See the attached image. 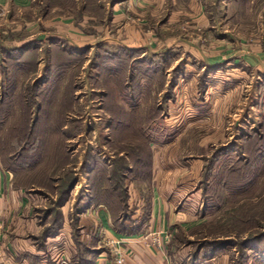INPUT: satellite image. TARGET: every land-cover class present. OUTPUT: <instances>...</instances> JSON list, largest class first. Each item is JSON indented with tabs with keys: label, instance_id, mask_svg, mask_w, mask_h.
I'll list each match as a JSON object with an SVG mask.
<instances>
[{
	"label": "rangeland",
	"instance_id": "374dc122",
	"mask_svg": "<svg viewBox=\"0 0 264 264\" xmlns=\"http://www.w3.org/2000/svg\"><path fill=\"white\" fill-rule=\"evenodd\" d=\"M118 1L126 6L122 10L127 17L113 23L111 8ZM127 1L130 0H34L27 11L0 15V69L2 75L5 73L2 78L7 96L4 126L8 156L19 139L20 128L37 131L35 140L28 134L24 136V131L21 137L31 141H22L21 152L27 158L22 156V160H27L32 171L27 175L30 178H25L34 208L32 217L37 218L40 228L37 244L48 252L46 243L61 236L67 226L72 229L75 242L71 264L91 260L94 246H100L97 252L110 250L108 238L100 228L92 232L96 226L91 224L83 229L81 223L82 212L93 201L96 181L102 175L103 186H120L118 195L122 198L114 208L117 215L132 219L139 211L147 226L155 185L182 193L179 209L187 208L191 213L186 227L170 230L168 246L182 248L183 261L208 264L215 259L218 264H264V73L244 67L239 71L213 72L212 78L211 70L198 61L191 71L181 70L185 67L179 64L168 75L166 70L174 56L172 60L167 56L164 62L163 56L150 54L140 59L144 60L139 64L142 71L111 75L106 70L111 68V52L86 46H95L101 34L126 30L150 34L154 51L168 46L172 50L179 35L189 42V35L185 36L190 28L186 12L197 9V30L202 33L197 45L206 48L215 38L209 39L204 32L221 22L222 10L217 6L221 0H196L198 7L194 9L178 4L180 0H147L145 6L133 12ZM249 3L242 19L252 20L255 26L242 25L241 30L247 34L246 42L256 40L263 44L264 34L254 33L263 27L264 1ZM51 17L73 19L79 26V31L75 29L80 33L78 40L86 46L78 52L74 64L78 82L74 88L79 97L71 104L57 103L68 99L57 93L50 98L48 89L41 87L49 67L48 49L37 51L39 62L34 58L32 68L24 53L34 44L15 49L33 33L31 28H54L45 23ZM30 21H36L33 27H29ZM20 58L22 61H18ZM37 65L41 66L39 71ZM124 81H133L137 90L133 101L127 89L126 95H118L120 101L128 97L127 110L116 97L113 103L105 98L117 91V83ZM63 112L65 118L52 119ZM133 112L139 115L134 116ZM53 122L59 124L55 127L60 128L64 139L56 143L53 159L45 162L36 154L46 150V145L51 149L54 142L49 145L39 130L42 126L50 130ZM37 165L41 166L34 168ZM159 173L163 177L157 184L153 178ZM102 193L108 195L109 189H102ZM66 234L58 243L55 241L59 254L69 250L64 244L70 239ZM83 234L87 237L83 238Z\"/></svg>",
	"mask_w": 264,
	"mask_h": 264
},
{
	"label": "crops",
	"instance_id": "0c3cea01",
	"mask_svg": "<svg viewBox=\"0 0 264 264\" xmlns=\"http://www.w3.org/2000/svg\"><path fill=\"white\" fill-rule=\"evenodd\" d=\"M146 1L147 0H140L137 3L136 0H130L126 3L131 6L133 12L137 8L145 6L148 2ZM263 1L264 0H262V2ZM0 3L4 8L5 14L7 12L10 14L11 12H24L31 9L34 0H0ZM121 4L122 2L118 1L112 5V17L110 20L113 23L122 22L125 20V17H127V14L122 10V8L126 6H122ZM178 4L188 5L190 9L198 7L196 0H189L188 2H182L180 0ZM250 5L249 0H221L217 5L222 10L221 22L211 25L204 32V34H209V39L211 37L212 39L215 38L213 41L211 40V42H209V47L205 46L206 48H199L197 45L198 36L202 34L197 30V23L199 22V13L197 9L186 12L189 15L187 20L190 22V28L189 32L184 34H186L185 36L189 35V42L182 40L181 35H179L177 42L173 45V51L170 49L171 46L154 51V49L150 47V34H140V32H133L132 30H126L127 32L120 34H101L99 39H95V46H86L87 48L89 47V49H94L96 47L97 49H103L105 53L108 51L111 52L113 55L109 64L111 68H106V70H110L113 76H118L124 71L131 73L135 69L139 70V64L144 61H140V59L146 58L150 56V54L157 55L159 58L163 56L162 59L164 62H166L167 56H170V60H172L171 57L174 56L175 59H173L171 66L166 70L168 75H170L169 71L177 68L179 64L181 67H185V69L181 68V70L191 71L192 66L198 64V61L204 63L203 68L211 70L212 73L210 74L212 78L214 76L213 74L217 72L223 70L239 71L244 67H250L264 73V43H257L256 40L253 43L246 42L247 34H243L241 30L242 25L245 26L247 24L246 26L249 27L250 24H253L252 20L248 22L245 21L246 19H242L246 14V8H249ZM208 14L210 15V17L208 16L210 18L209 22H211V14L209 12ZM215 15L217 17L219 14L216 13ZM216 17L212 19V22H214ZM60 19L61 18L55 17L45 19V23L48 27L50 25L54 27L51 28V30L49 28L38 30L37 26L31 28V33H33L28 34V36L22 39L23 41L17 44L15 49L23 50L27 44H34L28 52L24 53V59L29 58L28 65L30 68H32V64L30 63H34V58L37 63L39 62V58L36 57L37 51L43 50L44 48L48 49L49 67L46 68V64V78L41 87H46L48 89L50 98L56 96L55 93H57L58 96L68 99H63L65 101H57V103L66 101L73 102L75 100L77 102L79 94L75 89L78 85V82H75L76 68H74L75 63L70 65L71 60H69V54L71 51L78 54V52L83 50L86 46L83 42L78 40V37L80 38V33L75 31V29L79 31V26L76 22L73 19ZM34 23H36V21H30L29 27H33ZM261 24L263 27H260V32L258 33L255 29L254 34H264V21H261ZM253 25L255 26V23ZM125 27L126 29L128 28L127 26ZM71 28L73 30H71ZM45 31L46 34H43ZM250 33L252 34V31H250ZM92 36L95 37L96 34ZM99 44L102 46H99ZM134 54L140 57H132ZM123 55L131 57L132 62H130L128 66L125 65L122 57ZM186 55H188L187 58L184 57ZM18 61H22L21 58ZM133 61H136V64H134ZM104 65L101 67V70L105 68ZM39 67L41 68L40 65H37V71H39ZM143 69L144 68H140L139 71ZM30 71L33 70L30 69ZM43 73L44 72L41 73L42 76L44 75ZM4 74L2 75L0 69L1 98L5 95L4 87L6 84L3 80L4 78H2V76H5ZM233 74L239 77V74ZM116 89L117 91L115 93L111 91L105 98L109 97L110 101L113 102V99L116 97V101L121 102L120 104L122 106L124 105L123 107L126 106L125 104L129 102V99L128 97L127 99L123 97L124 100L120 101L118 95H126L129 91V98L133 101L134 93L137 92V90L135 91L133 81H124L120 84L117 83ZM125 89L128 91L126 92ZM96 92L104 94L103 92ZM125 109L127 110L126 107ZM1 133L2 131L0 135ZM3 141H5V139H3ZM2 150L3 144L0 139V264H71L70 253L75 251V242L71 236L72 229L70 227L67 229L66 226V229H64L65 232L63 230L61 236L51 238V240H49L50 243H46V245H48V252L39 247L36 242V236L40 228H38L37 218L32 217L34 208L31 205L32 201L29 196L30 194L28 193L26 185L23 184L21 175L7 167L1 153ZM162 177L160 173L155 175L153 182L160 184L162 182ZM181 196L182 193L179 191L168 190L164 185H155L151 196L152 203L147 215L149 220L148 226L141 219L143 215L141 212L138 211L132 219H128L122 215H117V213L105 203H97L95 198H93V201L86 206V210L84 209L85 211L82 212V227L85 229L84 226L86 227L93 224L96 228H92V232L98 227L104 232L106 237L123 238L125 240L124 264H194L188 260L183 261L184 258L181 256L182 248L169 245L166 250L161 251L154 244L153 240L154 232L161 233V237L164 238V233L170 232L172 228L178 229L187 226L189 219L188 215L191 212L187 210V208L179 209V200H181ZM145 225L147 229H145ZM131 230L134 232H128ZM64 233H67L66 235L70 238L69 241L66 240L64 243L65 247L69 250L59 254L57 253L59 245L56 244V242L58 243V241L63 238V235H65ZM82 237H87V235L83 234ZM99 247L94 246L93 248L94 253L91 258L92 264H118L111 250L108 252H97L96 250L99 249ZM208 264H218V262L212 259V262ZM226 264H228V261H226Z\"/></svg>",
	"mask_w": 264,
	"mask_h": 264
},
{
	"label": "trees",
	"instance_id": "16d2710c",
	"mask_svg": "<svg viewBox=\"0 0 264 264\" xmlns=\"http://www.w3.org/2000/svg\"><path fill=\"white\" fill-rule=\"evenodd\" d=\"M69 57H70L69 60H71L70 65H72L73 63H75L76 61H78L77 54L76 53H73L72 51L69 54ZM132 57H134V55ZM129 60H130V62H132L131 57H129L128 60H124L125 65L128 66L130 64ZM6 97L7 96L5 95V97H3V98L0 99V132L2 131V133L0 135V139L2 140V144H3V150H2L1 153L3 155V158L5 159V163H6L7 167L10 168V169H12V170H14V171H16L18 174H20L21 177H22V179H23V184L24 185H27L28 184L27 178L29 177L27 175H31L32 171H31V166H28L29 163L26 164L27 163V160H26L27 158L24 157L23 153L21 152V150H22V147L21 146H22V141L24 143H26L27 139H30V138L31 139L33 138V140H35L36 139L37 131H35L36 129L34 131H32L33 128H29V127H25V126L24 127L27 128V131L26 130H23V128L22 129L20 128L18 130V134H17L18 135L17 138H19V139L16 140L17 143L16 144H13L14 146L12 147L11 150H9L11 154H9L10 157L8 156V153H7V150H6V145H7V142H8L7 141L8 139H6V131L7 130H6L5 126H4L5 125V119H6V111H7L6 110ZM61 103H63V102H61ZM66 103H70L71 104V102H69V101H66ZM111 103H113V102H111ZM112 107H113V109H115L114 106H112ZM109 108H111V107L109 106ZM128 114H129V112H128ZM136 114H137V112L136 113L135 112L132 113V115H134V116ZM137 115H139V114H137ZM129 116H130V114H129ZM57 117L65 118L64 112L62 113V116H54L52 119L54 120ZM131 118H133V117H130V119ZM138 118H139V116H138ZM57 125H59L57 122H53V125L50 128V130H49L48 127H45V126H42L41 129L39 130V132L41 134H44L45 135L46 139H44V140L49 145H52V142H54V146H52L51 149H47V146L48 145H46V150H43L42 149L41 150L42 153L40 151H38V153L36 154L37 155V158L45 159V160H43L45 162H46L47 159L49 161L51 159H53L54 152H55V147H57L56 143L58 142V140L61 141L62 139H64L63 138V135H62L63 133L60 130V128L55 127ZM22 131H24V136L26 134H28L30 138H26V139L24 138V140H22V138H23L22 137V135H23L22 134ZM51 135L53 136L52 138H50ZM3 139H5V141H3ZM27 142H31V141L28 140ZM17 152H20V154L16 155ZM12 155L15 156V157L13 158ZM49 155L51 156L50 158H48ZM22 156L24 158H26V159L22 160ZM38 166L40 167L41 165H37L34 168H36ZM123 169L125 170L126 168L123 166ZM40 175H42V174H40ZM25 176H27V178H25ZM101 176L96 181L97 182V184H96L97 187L94 188V191H95L94 198H95V200H96L97 203H105L106 205H108L109 207H111L112 210L115 212V209L114 208H117V205H118L117 204V201L118 200H121V198H122V196H119L118 195V193H120V186L117 187L116 184L114 186H111V187L110 186H103V183H104L105 180L103 181L104 178H102ZM106 187H107V189H109V193H108V195H103L102 189L105 190ZM105 198H106V201L103 200ZM83 264H92V259L91 260H87L86 259L83 262Z\"/></svg>",
	"mask_w": 264,
	"mask_h": 264
},
{
	"label": "built area",
	"instance_id": "2783aa9c",
	"mask_svg": "<svg viewBox=\"0 0 264 264\" xmlns=\"http://www.w3.org/2000/svg\"><path fill=\"white\" fill-rule=\"evenodd\" d=\"M5 13L3 6L0 3V15ZM172 234L170 232L164 233V238L161 237V233L154 232L153 240L154 244L161 251L166 250L169 242L171 241ZM108 238V244L110 246V250L112 251L114 258L118 264L125 263V253H124V244L125 240L123 238Z\"/></svg>",
	"mask_w": 264,
	"mask_h": 264
}]
</instances>
